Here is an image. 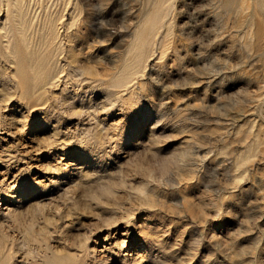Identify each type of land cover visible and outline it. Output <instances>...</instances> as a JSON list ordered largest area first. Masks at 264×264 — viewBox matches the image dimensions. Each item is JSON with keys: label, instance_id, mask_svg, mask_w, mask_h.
Masks as SVG:
<instances>
[{"label": "rangeland", "instance_id": "rangeland-1", "mask_svg": "<svg viewBox=\"0 0 264 264\" xmlns=\"http://www.w3.org/2000/svg\"><path fill=\"white\" fill-rule=\"evenodd\" d=\"M0 264H264V0H0Z\"/></svg>", "mask_w": 264, "mask_h": 264}, {"label": "bare ground", "instance_id": "bare-ground-1", "mask_svg": "<svg viewBox=\"0 0 264 264\" xmlns=\"http://www.w3.org/2000/svg\"><path fill=\"white\" fill-rule=\"evenodd\" d=\"M165 1H171V0H165ZM241 2H243V0H241ZM125 27V26H124ZM127 27H125V29H126ZM47 34L49 35V37H52V30H50L49 31V29H47ZM55 37V36H54ZM140 37L142 38V40H141V42H140V49H137V52L139 53V54H141L142 52H144L145 51V49H146V46H145V42H144V39H143V35L141 34L140 35ZM110 64L111 63H113V62H115V58H110ZM109 95H111V94H109ZM93 232V231H92ZM96 233V232H95ZM88 235V237H87V239L89 238L90 239V237L91 236H89V234H87ZM85 241H87V240H85ZM73 243V242H72ZM71 243V244H72ZM85 243V242H84ZM84 243H81V242H74V246H72V245H67V247L70 249V248H76L77 249V251L78 250H85L86 249V245H84ZM120 245L119 246H124L125 244H126V242L124 241H122V243H120V242H118ZM116 245V244H115ZM61 252H63V251H61ZM77 255H78V257H77V260L78 261H80L82 258H81V255H79V253H76ZM59 257H61V255H58V254H56V255H54V260L55 261H59Z\"/></svg>", "mask_w": 264, "mask_h": 264}]
</instances>
